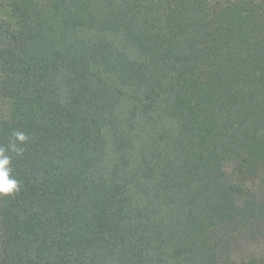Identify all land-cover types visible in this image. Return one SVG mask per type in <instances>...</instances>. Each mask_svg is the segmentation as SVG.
Returning a JSON list of instances; mask_svg holds the SVG:
<instances>
[{"label": "trees", "instance_id": "trees-1", "mask_svg": "<svg viewBox=\"0 0 264 264\" xmlns=\"http://www.w3.org/2000/svg\"><path fill=\"white\" fill-rule=\"evenodd\" d=\"M0 264H264V0H11Z\"/></svg>", "mask_w": 264, "mask_h": 264}, {"label": "rangeland", "instance_id": "rangeland-1", "mask_svg": "<svg viewBox=\"0 0 264 264\" xmlns=\"http://www.w3.org/2000/svg\"><path fill=\"white\" fill-rule=\"evenodd\" d=\"M11 0H0V22L9 24L11 20V9L9 7ZM4 112V108L0 106V115ZM259 249H264V245H260Z\"/></svg>", "mask_w": 264, "mask_h": 264}]
</instances>
